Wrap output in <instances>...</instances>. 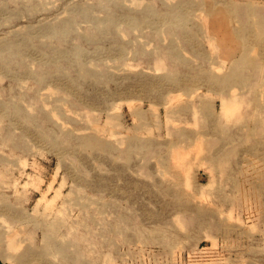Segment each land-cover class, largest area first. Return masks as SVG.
<instances>
[{"label":"rangeland","instance_id":"374dc122","mask_svg":"<svg viewBox=\"0 0 264 264\" xmlns=\"http://www.w3.org/2000/svg\"><path fill=\"white\" fill-rule=\"evenodd\" d=\"M0 264H264V1L0 0Z\"/></svg>","mask_w":264,"mask_h":264},{"label":"crops","instance_id":"0c3cea01","mask_svg":"<svg viewBox=\"0 0 264 264\" xmlns=\"http://www.w3.org/2000/svg\"><path fill=\"white\" fill-rule=\"evenodd\" d=\"M260 1V0H259ZM264 1V0H263Z\"/></svg>","mask_w":264,"mask_h":264}]
</instances>
